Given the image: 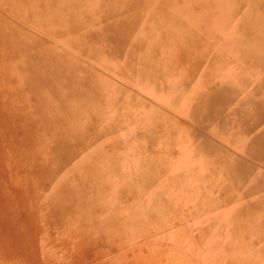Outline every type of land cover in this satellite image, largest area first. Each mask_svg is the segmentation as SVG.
<instances>
[{
    "label": "rangeland",
    "instance_id": "1",
    "mask_svg": "<svg viewBox=\"0 0 264 264\" xmlns=\"http://www.w3.org/2000/svg\"><path fill=\"white\" fill-rule=\"evenodd\" d=\"M0 264H264V0H0Z\"/></svg>",
    "mask_w": 264,
    "mask_h": 264
},
{
    "label": "bare ground",
    "instance_id": "2",
    "mask_svg": "<svg viewBox=\"0 0 264 264\" xmlns=\"http://www.w3.org/2000/svg\"><path fill=\"white\" fill-rule=\"evenodd\" d=\"M216 3L220 4V1H219V2H216ZM260 11H261V10H259V12H260ZM222 15H223V11H222V13H220V16H222ZM259 16H263V12H262V11L260 12ZM252 20H254V17L251 18V16H250V20H247V21H248L247 23H250V24L252 23L253 26L256 25L257 23L255 22V20H254V22H253ZM250 24H249V25H250ZM262 32H263V31H262ZM259 33H260V32H259Z\"/></svg>",
    "mask_w": 264,
    "mask_h": 264
}]
</instances>
